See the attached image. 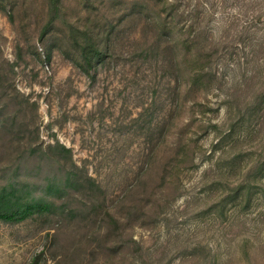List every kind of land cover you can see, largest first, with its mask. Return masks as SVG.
Wrapping results in <instances>:
<instances>
[{"label": "rangeland", "instance_id": "obj_1", "mask_svg": "<svg viewBox=\"0 0 264 264\" xmlns=\"http://www.w3.org/2000/svg\"><path fill=\"white\" fill-rule=\"evenodd\" d=\"M139 1L0 0V179L43 196L50 157L80 207L0 219V264H264V0H182L163 32Z\"/></svg>", "mask_w": 264, "mask_h": 264}, {"label": "trees", "instance_id": "obj_2", "mask_svg": "<svg viewBox=\"0 0 264 264\" xmlns=\"http://www.w3.org/2000/svg\"><path fill=\"white\" fill-rule=\"evenodd\" d=\"M140 1L143 2V8L153 9L155 11L154 15L150 14L147 16L157 24V26L159 27V31L163 32L166 28H169L170 30L172 29L169 18L173 17L174 15L175 18L178 16V12L180 9L179 5L182 0ZM140 1L139 3L140 5H142ZM201 1L202 0H199V6ZM146 4H149L150 6ZM51 6L52 8L58 7V0H51ZM256 14H253V16ZM256 18L259 19L260 15H257ZM76 29H78L76 26L71 25L70 30L73 36V45L74 48H77L80 57L78 64L82 67L84 71L88 72L89 69L94 65V63L105 57V50L104 47L101 48L98 46L97 41L93 39L92 35H90L86 28L80 30L82 34L84 33L85 38H82L83 40H80L75 35L74 31ZM178 41H180L186 46H189L193 40L190 39L188 35H182ZM184 56L189 58L188 52H185ZM195 61L197 62V60ZM194 67L195 66H192L190 73L191 82L188 84L189 89L193 88V86L198 81H200L201 77L203 79V76L207 75V73L202 72L204 66H200L199 68L198 66L195 68ZM25 158L26 154L25 156L20 155V157H18L19 161L23 162L25 161ZM52 163L53 162L50 160V157L43 158V167H45L43 173V196H41V194H31L32 182L30 183L28 182V180L23 179V176L21 178L19 177L21 176L20 172L22 171H18L15 174H11L6 180L0 179L1 220L17 222L34 213H43L44 216H55L58 217V221H62L65 217L75 214V212L80 209L79 206H77L76 204H70V202H66L68 199H65L61 195H59L60 193L58 192L60 191V189L66 187L65 180H67V178L65 179V176L57 178V173H55V170L52 169ZM15 166L17 167V163H15L14 165H10L7 169L11 171L15 168ZM18 178L20 180H18ZM34 189L36 190L35 184ZM119 200H124V198H120ZM145 207V203H142L139 206L141 210ZM105 211V215L108 216V222L113 224L114 230L116 231L117 235H119L120 231L126 227L127 223H129V219L127 220V215L116 214L115 211H112L108 208H106ZM59 233L60 230L57 226L54 228V230L51 231L52 238L59 236ZM100 233L101 232L99 230L98 235ZM102 240L106 241V247H116L121 244L120 238L115 240H113L112 238H108L106 232L103 233Z\"/></svg>", "mask_w": 264, "mask_h": 264}]
</instances>
